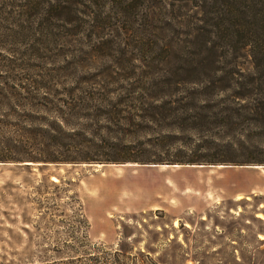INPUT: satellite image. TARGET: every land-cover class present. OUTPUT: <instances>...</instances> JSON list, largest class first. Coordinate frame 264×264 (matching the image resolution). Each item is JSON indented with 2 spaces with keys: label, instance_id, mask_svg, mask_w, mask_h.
I'll list each match as a JSON object with an SVG mask.
<instances>
[{
  "label": "rangeland",
  "instance_id": "obj_1",
  "mask_svg": "<svg viewBox=\"0 0 264 264\" xmlns=\"http://www.w3.org/2000/svg\"><path fill=\"white\" fill-rule=\"evenodd\" d=\"M191 3L0 0V264H264V138L146 119L132 79L180 62Z\"/></svg>",
  "mask_w": 264,
  "mask_h": 264
},
{
  "label": "trees",
  "instance_id": "obj_2",
  "mask_svg": "<svg viewBox=\"0 0 264 264\" xmlns=\"http://www.w3.org/2000/svg\"><path fill=\"white\" fill-rule=\"evenodd\" d=\"M191 1L187 8L190 13L183 14L187 17L182 16L177 8L180 5L176 4L175 20L161 25V32L167 24L173 27L172 41L164 42L162 48L174 52L180 62L170 68L130 76L148 84L142 93L149 101H141L145 107L140 105L146 112L144 117L167 119V125L179 130L202 129L226 136L244 130L264 138V0ZM162 17L166 20V15ZM240 49L246 50L250 57L249 68L227 60ZM212 144L216 150L206 159L174 155L150 160L155 163L230 160L225 154L231 151L233 142ZM238 145L244 149L254 147L247 136ZM243 160L264 161L253 155H246Z\"/></svg>",
  "mask_w": 264,
  "mask_h": 264
},
{
  "label": "bare ground",
  "instance_id": "obj_3",
  "mask_svg": "<svg viewBox=\"0 0 264 264\" xmlns=\"http://www.w3.org/2000/svg\"><path fill=\"white\" fill-rule=\"evenodd\" d=\"M177 223V220L174 221V225ZM177 225V224H176Z\"/></svg>",
  "mask_w": 264,
  "mask_h": 264
}]
</instances>
